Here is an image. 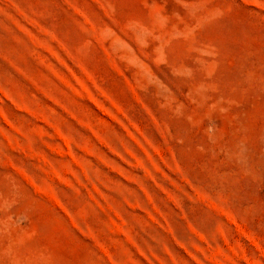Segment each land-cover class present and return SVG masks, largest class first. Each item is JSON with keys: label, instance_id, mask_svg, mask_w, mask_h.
<instances>
[{"label": "rangeland", "instance_id": "rangeland-1", "mask_svg": "<svg viewBox=\"0 0 264 264\" xmlns=\"http://www.w3.org/2000/svg\"><path fill=\"white\" fill-rule=\"evenodd\" d=\"M0 264H264V0H0Z\"/></svg>", "mask_w": 264, "mask_h": 264}]
</instances>
